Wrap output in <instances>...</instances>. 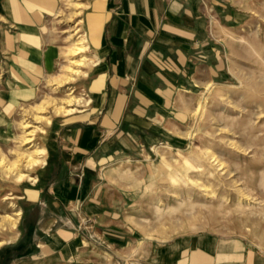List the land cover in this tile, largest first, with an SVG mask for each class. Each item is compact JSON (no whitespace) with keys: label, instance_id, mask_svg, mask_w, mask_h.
<instances>
[{"label":"crops","instance_id":"obj_1","mask_svg":"<svg viewBox=\"0 0 264 264\" xmlns=\"http://www.w3.org/2000/svg\"><path fill=\"white\" fill-rule=\"evenodd\" d=\"M82 4L79 22L95 60L79 86L92 104L47 122L45 160L20 185V219L0 247V264L9 249L23 254L10 264H102L109 253L125 249L130 231L123 218L140 167L164 149L188 146L182 133L192 102L227 82V60L212 42L209 11L213 4L220 13L227 10L222 2ZM60 7L61 0H0V138L18 104L56 66L49 30ZM166 250L156 264H197V246L190 242Z\"/></svg>","mask_w":264,"mask_h":264},{"label":"rangeland","instance_id":"obj_2","mask_svg":"<svg viewBox=\"0 0 264 264\" xmlns=\"http://www.w3.org/2000/svg\"><path fill=\"white\" fill-rule=\"evenodd\" d=\"M86 1L72 0L71 9L61 0L49 30L56 66L46 78L59 73L65 64L62 51L69 45L67 37L77 33L76 37L85 38L79 21ZM217 1L227 10L220 13L214 4L209 9L212 42L227 60V82L214 84L192 102L190 120L182 133L188 138V146L179 151L164 149L140 167L141 176L132 185L136 192L123 218L130 231L125 246L119 244L125 249L119 248L120 253L114 256L109 253L101 259L102 264H156L161 249L169 252L187 242L197 246V264L264 263V0ZM85 54L90 60L83 70L89 71L95 57L89 48ZM83 76L72 74L65 84L54 85L59 86L55 94L45 87L46 79L31 98L19 103L0 138L1 153L15 160V148L29 152L42 146L48 117L69 114L57 113L54 104L39 116L33 112L31 106L47 94L58 103L71 101V107L76 108L73 112L89 108L90 94L79 86ZM24 122L32 126L23 129ZM23 136L33 140L19 148ZM18 164L19 170L33 175L42 163L32 169L23 161ZM26 180L29 178L17 182L16 174L8 175L0 168V247L18 225V219L12 225L9 217L19 218L15 213L20 210V185ZM176 193L180 200L175 199ZM183 201L185 204H181ZM159 205L161 213L157 211ZM169 206L179 209L168 214ZM92 224L90 218L85 220L87 227ZM21 253L6 251V264L15 254L23 256ZM109 256L114 257L111 263Z\"/></svg>","mask_w":264,"mask_h":264},{"label":"bare ground","instance_id":"obj_3","mask_svg":"<svg viewBox=\"0 0 264 264\" xmlns=\"http://www.w3.org/2000/svg\"><path fill=\"white\" fill-rule=\"evenodd\" d=\"M71 1L72 0H64V2L67 4L68 8L72 9V8H74V5L72 4ZM60 13H61V11H60ZM73 16L74 15H70L69 18H71ZM76 36H77V33H73L67 37V41L69 42V45L66 48H64V50L62 51L63 57L65 59V64L62 66L60 72L57 73L56 75L49 76L46 80V86L45 87L51 88V92H53V94H55L59 88V86L56 88H54L53 86L56 84H59L60 86L62 84H65L69 79L72 78V74L73 75L74 74H80V73H82L84 75L87 74V71L83 70V68H84V66L87 65V62L90 60V58H88L89 56L87 57V55L85 54L86 50L89 47H88L86 38L76 37ZM70 95H71V93L67 94V96H69V97H70ZM57 100L58 99L53 97L51 94H47L39 102L33 104L31 106V109L37 115L39 113L41 114L43 111H45L48 108V106H50V104H54L56 106L57 113H60L62 111L70 113V112H73L76 110V108L71 107L72 106V105H70L71 101L67 100V104H66V102L63 101L62 99H61L62 101L60 103H58ZM33 115H34V113H33ZM40 117L46 118L44 116H40ZM49 120H50V117H48V121ZM31 126L32 125L28 122L23 123V129L30 128ZM32 140L33 139L31 137H24L23 136L20 140L21 144H20L19 148H24L25 146L31 144ZM1 152L2 151H0V168H4L8 175L16 174V181L17 182H22L25 178H29V180L33 179L32 174L19 170L20 167H19L18 163L20 161H23L24 163H26L27 168L32 169L34 166H37V165L44 162V160H45L44 155L46 154L45 148L41 147V146L36 147L35 150L29 151V152H21L20 149L16 150V148H15V152L17 153L16 159L14 158L15 160H12V159L9 160ZM175 199H177V200L181 199L179 194L177 195V193H176ZM190 199H191V196H189V200ZM3 200H7V198L4 197ZM190 202H191V200H190ZM181 204H185L184 201L181 202ZM190 205L192 208L193 203L191 202ZM178 209H179L178 207H175V206L170 207L169 206V207H167L166 211L168 214H174L175 212L178 211ZM157 211H158V213L163 212V209L161 208L160 205L157 207ZM18 215H19V213H15V216H18ZM9 218H11L10 223L12 225H15L18 218H14L12 216Z\"/></svg>","mask_w":264,"mask_h":264}]
</instances>
